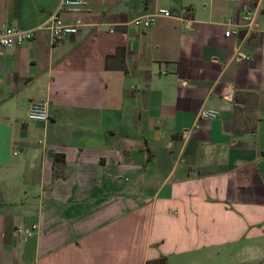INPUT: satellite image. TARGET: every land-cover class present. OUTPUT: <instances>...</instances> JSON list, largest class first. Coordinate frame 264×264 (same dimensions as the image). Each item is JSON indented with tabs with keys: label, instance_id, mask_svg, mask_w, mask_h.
Here are the masks:
<instances>
[{
	"label": "crops",
	"instance_id": "obj_1",
	"mask_svg": "<svg viewBox=\"0 0 264 264\" xmlns=\"http://www.w3.org/2000/svg\"><path fill=\"white\" fill-rule=\"evenodd\" d=\"M88 1L113 33L56 41L57 0H0L35 29L0 51V264H264V0Z\"/></svg>",
	"mask_w": 264,
	"mask_h": 264
},
{
	"label": "built area",
	"instance_id": "obj_2",
	"mask_svg": "<svg viewBox=\"0 0 264 264\" xmlns=\"http://www.w3.org/2000/svg\"><path fill=\"white\" fill-rule=\"evenodd\" d=\"M88 0H57L56 6L49 16L41 24L36 26V30L47 32L54 40H61L65 36H72L83 30L86 26H93L99 32L113 33L115 25L106 22H92L89 18L81 17L83 14H88L90 11ZM249 8L245 7L242 18L247 28H251L252 21L250 20ZM63 14H75L72 19H65ZM157 15L171 16L169 10L159 9ZM154 23V16L136 17L128 24L136 28H149ZM227 26L225 36L233 34L238 35V30H233L234 26H238L233 19L227 18L224 22ZM35 29H24L16 24L8 26H0V51L8 48H17L29 43L34 35ZM242 57L248 58L243 55ZM218 115L215 109H202L199 112V117L203 119L214 118ZM48 106L45 100H35L30 104L26 114V119L29 121H46L48 120ZM37 225H20L15 228V235L20 241L27 240L35 231Z\"/></svg>",
	"mask_w": 264,
	"mask_h": 264
},
{
	"label": "trees",
	"instance_id": "obj_3",
	"mask_svg": "<svg viewBox=\"0 0 264 264\" xmlns=\"http://www.w3.org/2000/svg\"><path fill=\"white\" fill-rule=\"evenodd\" d=\"M57 157H55L56 159ZM145 264H168L165 256H160L153 260H148Z\"/></svg>",
	"mask_w": 264,
	"mask_h": 264
},
{
	"label": "rangeland",
	"instance_id": "obj_4",
	"mask_svg": "<svg viewBox=\"0 0 264 264\" xmlns=\"http://www.w3.org/2000/svg\"><path fill=\"white\" fill-rule=\"evenodd\" d=\"M222 257V256H221ZM222 259V258H221ZM224 259V258H223Z\"/></svg>",
	"mask_w": 264,
	"mask_h": 264
}]
</instances>
